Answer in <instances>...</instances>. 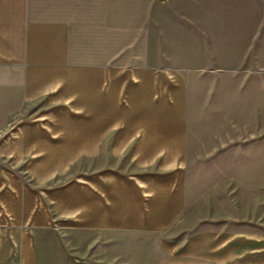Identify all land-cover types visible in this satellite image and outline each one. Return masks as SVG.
<instances>
[{
  "label": "crops",
  "instance_id": "crops-1",
  "mask_svg": "<svg viewBox=\"0 0 264 264\" xmlns=\"http://www.w3.org/2000/svg\"><path fill=\"white\" fill-rule=\"evenodd\" d=\"M140 8L0 0V264H94L112 232L153 236L156 264H264L251 214L179 226L196 92L191 70L126 62Z\"/></svg>",
  "mask_w": 264,
  "mask_h": 264
},
{
  "label": "rangeland",
  "instance_id": "rangeland-1",
  "mask_svg": "<svg viewBox=\"0 0 264 264\" xmlns=\"http://www.w3.org/2000/svg\"><path fill=\"white\" fill-rule=\"evenodd\" d=\"M127 60L191 70L197 116L192 132L188 233L221 227L231 213L264 226V0H133ZM115 62H123L115 61ZM213 104L207 114L202 106ZM113 160H110V164ZM150 235L112 232L92 250L94 264H156Z\"/></svg>",
  "mask_w": 264,
  "mask_h": 264
},
{
  "label": "built area",
  "instance_id": "built-area-1",
  "mask_svg": "<svg viewBox=\"0 0 264 264\" xmlns=\"http://www.w3.org/2000/svg\"><path fill=\"white\" fill-rule=\"evenodd\" d=\"M155 1H158V2H166L168 0H155Z\"/></svg>",
  "mask_w": 264,
  "mask_h": 264
}]
</instances>
